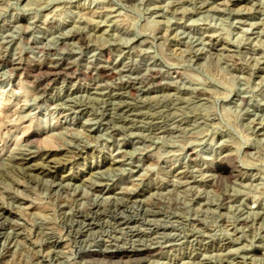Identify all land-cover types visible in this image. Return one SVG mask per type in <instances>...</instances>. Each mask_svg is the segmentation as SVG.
I'll list each match as a JSON object with an SVG mask.
<instances>
[{"label":"rangeland","instance_id":"obj_1","mask_svg":"<svg viewBox=\"0 0 264 264\" xmlns=\"http://www.w3.org/2000/svg\"><path fill=\"white\" fill-rule=\"evenodd\" d=\"M158 263L264 264V0H0V264Z\"/></svg>","mask_w":264,"mask_h":264},{"label":"bare ground","instance_id":"obj_2","mask_svg":"<svg viewBox=\"0 0 264 264\" xmlns=\"http://www.w3.org/2000/svg\"><path fill=\"white\" fill-rule=\"evenodd\" d=\"M233 3V2H232ZM173 7V6H172ZM96 8V7H95ZM100 9V8H99ZM91 10V9H90ZM93 18V17H92ZM78 23V22H77ZM79 24V23H78ZM159 34V33H158ZM82 38V37H81ZM91 39V38H90ZM69 41V40H68ZM85 41V40H84ZM216 41V40H215ZM39 43V42H38ZM81 43V42H80ZM40 44V43H39ZM49 50V49H48ZM99 50V49H98ZM108 54V53H107ZM129 56V55H128ZM73 59V58H72ZM158 61V60H157ZM50 62V61H49ZM151 65V64H150ZM169 65V64H168ZM69 66V65H68ZM55 66H53V68H54ZM51 69V68H50ZM175 69V68H174ZM53 70H55V69H53ZM52 71V70H51ZM97 71H99L101 74H103V73H107V74H110L111 73V71L110 70H108V69H106V68H104V67H102V66H100V67H98L97 68ZM170 71H172V70H170ZM99 75V74H98ZM133 75V74H132ZM48 76V75H47ZM140 79V78H139ZM140 84V83H139ZM149 84V83H148ZM149 86V85H148ZM43 87V86H42ZM134 87V86H133ZM129 89V88H128ZM123 91H124V89H123ZM41 92V91H40ZM107 97V96H106ZM167 105V104H166ZM71 108V107H70ZM69 110V109H68ZM129 113V112H128ZM134 113V112H133ZM139 114V113H138ZM105 115H106V113H105ZM104 116V115H103ZM108 116V115H107ZM142 116V115H141ZM142 118V117H141ZM158 118V117H157ZM127 120V119H126ZM131 120V119H130ZM176 120V119H175ZM136 121V120H135ZM154 122V121H153ZM130 123V122H129ZM178 125V124H177ZM157 128V127H156ZM164 128V127H163ZM162 128V129H163ZM172 128V127H171ZM221 145V144H220ZM222 154V153H221ZM61 156V155H60ZM220 156V155H219ZM5 157V156H4ZM55 159V158H54ZM67 159V158H66ZM35 160V159H34ZM61 160V159H60ZM23 161V160H22ZM59 161V160H58ZM58 164V163H57ZM72 164V163H71ZM16 165V164H15ZM24 165V164H23ZM38 166V165H37ZM23 168V167H22ZM26 169V168H25ZM215 171L218 173V174H230L231 173V171L228 169V168H226V167H224V166H219V167H217V168H215ZM238 173V172H237ZM29 174V173H28ZM215 175V174H214ZM229 178V177H228ZM218 179V178H217ZM130 196V195H129ZM128 199V198H127ZM133 200V199H132ZM113 203V202H112ZM118 203V202H117ZM134 203V202H133ZM141 204V203H140ZM152 204V203H151ZM150 204V205H151ZM109 205V204H108ZM91 206V205H90ZM134 206V205H133ZM138 206V205H137ZM154 206V205H153ZM156 206V205H155ZM93 207V206H92ZM97 207H99V206H97ZM106 207V206H105ZM105 207H103V208H105ZM150 207V206H149ZM148 208V207H147ZM252 208V207H251ZM132 209H134V208H132ZM256 209V208H255ZM111 210V209H110ZM123 210V209H122ZM147 210V209H146ZM159 210V209H158ZM83 211V210H82ZM112 211V210H111ZM110 211V212H111ZM115 211V210H114ZM124 211V210H123ZM156 211V210H155ZM85 212V211H84ZM108 212V211H107ZM145 212V211H144ZM153 212V211H152ZM160 212V211H159ZM73 213V212H72ZM80 213V212H79ZM111 213H113L112 215H111V217L112 216H115L116 215V213L115 212H111ZM110 213V214H111ZM156 213V212H155ZM70 215V214H69ZM89 215V214H88ZM101 215V214H100ZM120 215V214H119ZM2 216V215H1ZM81 216V215H80ZM102 217V216H101ZM116 217V216H115ZM128 217V216H127ZM152 217V216H151ZM70 218V217H69ZM78 218H80V217H78ZM74 219V218H73ZM152 219V218H151ZM72 220V219H71ZM75 220V219H74ZM79 220V219H78ZM82 220V219H81ZM88 221V225H91V221L92 220H90V219H83V221ZM109 220V219H108ZM131 220H132V218H131ZM153 220V219H152ZM151 220V221H152ZM158 220V219H157ZM160 220V219H159ZM246 220V219H245ZM69 221V220H68ZM97 221V220H96ZM106 221V220H105ZM121 221V220H120ZM129 221V220H128ZM128 221L127 222H119V223H117V224H126L127 225V223H128ZM247 221V220H246ZM71 222V221H70ZM156 222V221H155ZM69 223V222H68ZM107 223V222H106ZM112 223V222H111ZM165 223V222H164ZM95 224V223H94ZM116 224V225H117ZM137 224V223H136ZM164 225V224H163ZM72 226V225H71ZM82 226V225H81ZM80 226V227H81ZM101 226V225H100ZM128 226V225H127ZM149 226V225H148ZM172 226V225H171ZM91 227V226H90ZM117 227V226H116ZM76 229V228H75ZM78 229V228H77ZM99 230V229H98ZM97 230V231H98ZM131 230V229H130ZM152 230V229H151ZM77 231V230H76ZM97 231H95V232H97ZM100 231V230H99ZM121 231V230H120ZM137 231V230H136ZM153 231V230H152ZM175 231V230H174ZM95 232H94V234H95ZM158 232V231H157ZM70 233V232H69ZM126 233V232H125ZM177 233V232H176ZM130 234H132V231H131V233ZM166 234H168V233H166ZM172 234V233H171ZM5 235V234H4ZM100 235V234H99ZM96 236V235H95ZM154 236V235H153ZM162 236H163V234H162ZM68 237V236H67ZM102 237V236H101ZM146 237V236H145ZM144 237V238H145ZM4 238V237H3ZM90 238V237H89ZM142 238V237H141ZM63 239V238H62ZM115 239V238H114ZM150 239V238H149ZM109 240H111V239H109ZM109 240H106V241H103V243L101 242H99V244H97V246L96 247H98V248H100L101 247V249H98V251L97 250H89L88 252L91 254V255H95V256H103V257H108V256H113V255H118V254H127V253H132V252H134V246L128 251V249H126L124 246L123 247H121V248H119V247H115V244L116 245H118V242H115V244H112L113 242H111V241H109ZM176 240V239H175ZM94 241V240H93ZM122 242V241H121ZM143 242V241H142ZM141 242V243H142ZM156 242V241H155ZM48 243V242H47ZM136 243V242H135ZM140 243V242H139ZM146 243V242H145ZM148 243V242H147ZM157 243V242H156ZM160 243V242H159ZM89 244H91V243H89ZM80 245V244H79ZM128 245V244H127ZM50 246V245H49ZM121 246V245H120ZM149 246V245H148ZM109 248H113V250L112 251H108V249ZM140 248V247H139ZM96 249V248H95ZM143 249H144V247H143ZM82 250V249H81ZM109 250H111V249H109ZM137 250V249H136ZM156 252V251H155ZM197 253V252H196ZM152 254V253H151ZM128 255V254H127ZM133 257V256H132ZM139 257V256H138ZM119 259H121V258H119ZM251 259V258H250ZM136 260V259H135ZM237 261V260H236ZM250 261V260H249ZM163 262V261H162ZM160 263V262H159ZM158 263V264H159ZM255 263V262H254Z\"/></svg>","mask_w":264,"mask_h":264}]
</instances>
